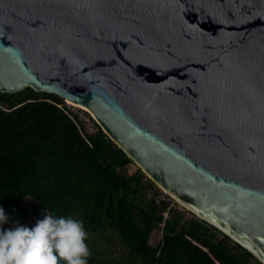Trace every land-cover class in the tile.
<instances>
[{"label":"water","instance_id":"1","mask_svg":"<svg viewBox=\"0 0 264 264\" xmlns=\"http://www.w3.org/2000/svg\"><path fill=\"white\" fill-rule=\"evenodd\" d=\"M28 86L264 264V0H0V91Z\"/></svg>","mask_w":264,"mask_h":264},{"label":"trees","instance_id":"2","mask_svg":"<svg viewBox=\"0 0 264 264\" xmlns=\"http://www.w3.org/2000/svg\"><path fill=\"white\" fill-rule=\"evenodd\" d=\"M95 124L90 131L57 94L29 86L0 91V205L28 215L18 203L31 198L44 213L55 209L84 220L89 264H263L214 225L185 219L165 200L138 202L143 189L157 185L139 166L129 171L134 161ZM157 227L162 238L152 245ZM112 240L122 243L119 254L102 247Z\"/></svg>","mask_w":264,"mask_h":264},{"label":"clouds","instance_id":"3","mask_svg":"<svg viewBox=\"0 0 264 264\" xmlns=\"http://www.w3.org/2000/svg\"><path fill=\"white\" fill-rule=\"evenodd\" d=\"M45 213L33 225L5 228L9 217L0 205V264H89L85 221L55 209Z\"/></svg>","mask_w":264,"mask_h":264},{"label":"rangeland","instance_id":"4","mask_svg":"<svg viewBox=\"0 0 264 264\" xmlns=\"http://www.w3.org/2000/svg\"><path fill=\"white\" fill-rule=\"evenodd\" d=\"M66 103L68 104V107L71 111H73L74 113H77L79 115L80 119L84 122V124L86 125V127L90 131L96 130L95 122H97V121H95V118L92 116V114L86 108L81 107L77 104L71 103L69 101H66ZM87 112H89V113H87ZM137 167H138V165L135 162L129 164V166H128L129 171H133V170L137 169ZM156 187H157L156 189H153V188L152 189H143L141 194L138 195L137 201L140 203L146 204V202L149 201L150 199H152L154 196H155V199H156V197L160 198V197L164 196L165 201L169 202L171 207L178 209L184 213L185 219H192V218L198 217L196 214L192 213L189 209H187L185 206H183L180 202L176 201L167 192H165L164 190H162L158 186H156ZM142 194L145 195L144 199H142ZM18 205L22 209H29L30 213L28 215L16 216L13 214L12 208H9V207L5 208V211L9 217L7 223L9 225H11L12 227H15L19 223L20 220H24L27 225H32V221L35 218L43 217L45 215V213L39 209V205L35 201H33L31 198H25L24 200L20 201L18 203ZM161 238H162V229L160 227H157L152 232L150 243L152 245H157L159 243V241L161 240ZM101 244H102V247L105 245H110V246L112 245V248L115 251L114 255L119 254L123 250L122 243H119L117 240H112L110 243L102 242ZM252 263H254V261Z\"/></svg>","mask_w":264,"mask_h":264},{"label":"built area","instance_id":"5","mask_svg":"<svg viewBox=\"0 0 264 264\" xmlns=\"http://www.w3.org/2000/svg\"><path fill=\"white\" fill-rule=\"evenodd\" d=\"M159 197H160V196H159ZM161 200H165V197H164V196H163V197H160V198H157V197H156V201H157V203H160Z\"/></svg>","mask_w":264,"mask_h":264},{"label":"bare ground","instance_id":"6","mask_svg":"<svg viewBox=\"0 0 264 264\" xmlns=\"http://www.w3.org/2000/svg\"><path fill=\"white\" fill-rule=\"evenodd\" d=\"M82 107V106H81Z\"/></svg>","mask_w":264,"mask_h":264}]
</instances>
